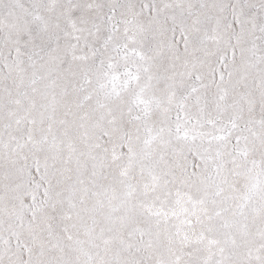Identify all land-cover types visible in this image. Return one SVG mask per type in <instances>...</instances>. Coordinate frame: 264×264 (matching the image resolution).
<instances>
[{"label": "snow or ice", "instance_id": "1", "mask_svg": "<svg viewBox=\"0 0 264 264\" xmlns=\"http://www.w3.org/2000/svg\"><path fill=\"white\" fill-rule=\"evenodd\" d=\"M0 264H264V0H0Z\"/></svg>", "mask_w": 264, "mask_h": 264}]
</instances>
